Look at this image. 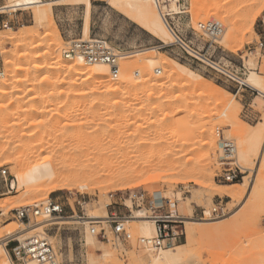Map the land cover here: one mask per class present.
<instances>
[{"label":"rangeland","instance_id":"obj_1","mask_svg":"<svg viewBox=\"0 0 264 264\" xmlns=\"http://www.w3.org/2000/svg\"><path fill=\"white\" fill-rule=\"evenodd\" d=\"M164 1L163 6H169L170 10L166 12L171 14L168 22L171 23L180 37L193 51L205 56L210 62L219 64L227 68V70L237 73L238 76H241V68L245 65L249 71L254 70L264 77V56L257 48L258 44L264 40V0L263 2L262 0H259V2L257 0L256 3L254 0H233V2L228 4L227 9L228 7L230 10L233 9V11L231 10L233 22H237L236 24L239 23L240 25H237L239 27L236 31H239L241 36L233 37L227 43L218 42L211 49H209L207 39L200 36L198 25L199 23L214 19L215 16L205 17L206 14L204 13L199 19L196 15L197 9L195 11V8L198 6L199 8H205L207 6L204 5L205 1L179 0L182 14L172 13L170 8L171 3L166 2L169 0ZM251 1L253 2L252 4ZM0 2L3 3L0 6L8 4L7 0H0ZM91 2L93 8L90 20V36L86 39L83 35L86 19L84 7L73 5H54L52 7L53 18L62 41L61 56L65 62H74L65 59L63 53L66 50L68 42L76 39L103 38L116 49L118 55H130L132 57L131 62L133 63L135 57L138 59L137 56H134L135 53L148 51L146 53L150 55L152 49H158L164 45L160 40L142 29L137 22H134L135 20L133 21L132 18L113 9L110 6L111 0H91ZM201 2L204 3L203 5L201 4L202 6L200 5ZM197 4L198 6H196ZM22 14V16H20L21 12L14 14V18L20 17L24 19V22L20 25L13 26L11 30L0 28V47L2 52L0 66L5 72L4 78L0 79V82L8 77V70L12 69L11 63H14L11 54H15L16 52V49L9 42L5 43L6 41L3 40L6 35L10 31L20 33L27 27L32 28L31 31L36 35L42 34L44 30L36 25L33 10H25ZM257 14L254 32L242 36L241 33L244 31V26H242V20L240 21L239 19L244 16L249 17V15V18H251ZM8 17L7 19L13 20V16ZM206 18L209 20H206ZM216 18L215 20L220 19L219 21L223 19L222 23L226 20L220 17H218L219 19ZM226 22L228 21L226 20L223 24L229 35V31L231 30L227 29L229 22L227 24ZM50 39H55V36ZM169 45L165 49H158L160 55H163H161V58L165 56L168 59L176 61L184 68L194 71L196 74L203 76L214 85L230 93L235 99V106L239 108V121L251 127H256L262 121L264 116V98L258 92L246 89L214 71L208 66L210 65L208 62L201 61L199 57V59L194 58L195 54L193 52L188 51L189 53H187L179 44L174 43ZM48 48L49 46L45 45L33 52L41 50L45 53V51L48 52ZM181 57L194 62L189 63ZM119 63L121 75V72L124 71L121 59ZM97 65L101 66V64ZM131 69L130 73L135 76L136 65H132ZM160 72L162 73L158 74V72H154V76L163 82L166 72L164 69H160ZM40 74L32 76L27 82L25 81L24 73L16 74L12 72L11 94L9 93V96L7 95L0 99V171H7L9 186L15 180L12 172L14 164H7L3 161L4 155H2L1 150L5 146L9 147L11 156L17 155L18 157L20 155V159L35 154L34 156L36 157L37 155V158H45L48 155H57L58 158L61 156V158L65 157L68 160H70L69 158L71 160L80 158L83 160L92 158L102 160L131 158L133 161L152 160L156 163L171 161L175 162L174 164L176 165L188 163L191 160L188 163L190 164L195 162V158L197 159L199 154V151L197 154V148H200L201 140L198 132L186 133L181 137L183 139L170 138V136H167V138L166 136L157 135L152 128L147 127L146 119L151 114V110L148 111V108L146 110V107L141 104L143 102L146 103L148 98L144 96L142 97L143 99L139 97L138 99L135 96L137 95L136 92H140L142 88L145 89L148 85L147 77L141 75L135 76L134 83L137 86L133 90L137 88L138 91L131 90L132 95L131 93L127 95V92L106 95L93 92L96 86L93 81L84 82V85L78 82L79 84L78 86L75 85L77 86L75 89V86L72 84L73 81H76L74 79L73 81L67 80L66 84L60 83L64 79V74L62 73L56 74L52 80L53 82L46 81L44 83L40 81L46 74ZM108 74V78L113 83L120 82L121 76L118 80H114L110 75V71H108ZM54 81L56 82V86ZM68 81L69 84L72 82V85L70 84L69 87L66 86ZM174 81L177 85H182L183 83V80L178 78H174ZM34 82L37 83V86L35 85L33 92L30 94L28 92L29 88H31L30 83L32 85L35 84ZM59 84L62 85L60 86ZM61 88L62 90L65 89V94L62 97L58 96V91ZM77 88L83 92H79ZM72 89L76 95L71 93ZM161 92L163 93L162 89H155V93H157L154 96L155 101L161 98ZM51 93L52 95L54 94L52 97ZM33 97H35V101L31 100ZM205 97H200L197 103L198 106L196 105L197 112L202 113L203 118H201V121L197 125L201 126L202 123L210 122L212 119L211 122L215 121L213 137L216 141V149L212 159L216 155L217 159L215 160L216 162L213 160L215 163L212 162L210 175H213L214 182L218 185L220 191H225L224 187L227 189V187L235 184L249 181V186H253V189L251 188L249 194H245L241 202H237L234 198L227 196L215 195L210 190H207L205 186H199L194 183L187 172L176 174L175 172L166 170L169 167L168 165L165 168L157 166L147 169L141 177V179H156L155 181L151 180L148 184H142L137 188L128 190L117 191L116 189L112 190L111 188L109 190L108 188L105 192L101 191L100 193V191H97L95 194H82L76 190L72 192L60 191L51 193L49 197L32 200L31 197L25 195V190L14 188L11 193L0 198V207L6 206L7 208L3 210L0 208V239H5L25 228L16 218L15 211L26 206L46 204L59 198V202L64 203L67 208L71 206L77 210V204L81 203L80 209L77 210L75 216L85 217L90 212L98 211L99 205L106 202L110 203L108 206L110 218L112 213L119 216V221L126 234H128V238L122 243L116 242L110 222L108 224L93 226L97 234L101 232L106 233V238L95 234L96 238H98V244L87 243V233L84 225L72 224L70 222L52 225L45 228V232L48 236L57 238L56 242H51V244L58 254L59 261L61 264H147V261H145L146 253L144 248L139 244V239L141 238L140 233H138L139 223L133 221L124 222L128 219L131 220L135 214L134 211L155 208L162 209V213L176 211L181 216L199 220L203 219L202 210H209L213 207V204L223 201L227 207L226 215L214 219L207 218L214 222L220 221L219 223L221 224L203 225V227L208 226L209 228L216 226L215 228H210L209 234L206 227V230H204L206 233L202 232L205 235L201 234V236L198 235L197 238L189 240L187 225L185 224L186 239L182 244L188 245L189 243V248L187 247L189 252L187 254V262L191 264H264V160L262 163L253 158L248 163L238 159L239 164L247 170L243 182L221 184L216 181L217 173L222 168L218 160L219 148L216 131L220 129L226 138L236 140L237 146H239L238 150H240L241 138L240 134L236 132H239L237 127L241 126H238L237 122H234V125L231 124V126L230 124L220 123L222 122V118L219 119L220 115L218 112L221 108L218 109L217 107L216 109V103L212 100L208 102L210 99L207 96ZM201 98L203 99L201 100ZM141 106L144 107V111L142 110V112H140ZM42 108L45 110L43 114L38 112ZM142 113L145 116H142ZM203 114H206L207 117L205 115L203 117ZM151 116L153 115L151 114ZM184 117L183 119L187 120V115ZM184 120L179 124V127L185 128L188 125V122ZM139 127H143L142 132H140L141 134L136 132ZM12 151L16 153L14 152L13 154ZM50 152L53 153L50 154ZM24 154L26 157H24ZM158 177H160V180H157ZM207 178H204L205 184L209 183V178ZM0 187L5 188V183L1 182V180ZM142 196H144V199L138 203L141 205L138 207L137 203L132 199L135 197L141 198ZM169 198L176 201L175 209L168 204L167 199ZM127 200L133 201L132 209H128L126 206ZM5 210L6 212H4ZM235 213L236 215L232 217L231 215ZM68 215H71V213H68ZM41 220L43 221L45 218L40 217L37 219V222ZM13 247L14 244L8 241L6 246L8 253H11Z\"/></svg>","mask_w":264,"mask_h":264},{"label":"bare ground","instance_id":"obj_2","mask_svg":"<svg viewBox=\"0 0 264 264\" xmlns=\"http://www.w3.org/2000/svg\"><path fill=\"white\" fill-rule=\"evenodd\" d=\"M7 1L8 4L3 8L2 11L15 12L18 10H33L36 25L44 30L42 31V34H38V35H36L31 31L32 28L30 29L28 27L23 29L24 31L21 30L22 32L20 33H14L13 31L10 32L8 31L9 32V33L7 32L8 34L6 33L7 35L3 40L6 41L5 43L9 42L16 49V52L15 54H11V58H13L14 63H11L12 69L8 70L9 72L8 77L0 82V99L4 96L6 97L9 93L11 94L10 86H11L12 72L16 74L24 73V77L26 79L24 80L27 82L32 76H36L40 73L42 74L44 73L46 74V76H44L43 79L40 81L42 83L46 81L53 82L52 80L55 78V75L62 73L64 74L63 75L64 79L60 83L66 84L67 80L70 79L71 81H73L74 79L76 81H73V83L70 82V84L72 83L73 86L75 85L78 86L79 83L83 84L84 82L93 81L94 84L96 85L93 89V92L97 94L99 93L106 95L118 94L120 92H127L128 93L127 95H129L130 93L132 95L131 90H133V88L137 86L136 83H134V78H136L135 76L141 75L147 77L146 80H148V85L145 87V89L142 88L140 92L138 91L137 88L134 90L138 91L136 92L138 96L135 95L137 98L138 97L142 98L144 96L148 98L147 101L145 100L146 103L143 102L144 103L143 104L141 102L142 103L141 105H144V107H146L145 108L146 110L147 108L148 111L151 110L150 113L153 115L151 116V114L148 113L149 117L146 119L147 127L152 128L157 135L162 137L170 136V138L171 137L181 138L186 133L191 134L192 132L193 133L198 132L201 138L200 148H197L198 150L196 149L197 154L198 151L199 154L197 159L196 158L194 159L195 162L188 164L191 161L189 160L188 163L178 164V165L174 164L175 162L173 163L171 161L167 163L163 161L156 163L153 162L152 160L133 161L131 160V158L129 159L111 158L107 160L106 159L102 160L98 158L97 159L84 158L85 160L81 158L75 160L73 158L74 160H71V158H69L70 160H68L65 157L61 158V156L58 158L57 155L56 156L48 155L45 158L44 157L37 158L38 156L36 155L35 157L34 156L35 154L31 155L30 157L28 156L27 158L20 159L19 157L20 155H18V157L17 155L11 156L12 154H10L9 152V147L5 146L1 150L2 155H4L3 161H5L7 164H14V170L12 171L15 178V180L12 182L13 188H16L18 190H25V195L31 197L32 200L41 197H49L51 193H56L60 191L72 192L76 190L82 194L83 193L95 194V192L97 191H100V193L101 191L105 192V190H108V188L109 190L112 188V190L116 189L117 191L128 190V189L137 188L142 184H148L151 182V180L154 181L156 180L150 178L141 179L142 174L147 169L157 166L165 168L168 165L169 167H167L166 170L170 172H175L176 174L187 172L194 183L198 184L199 186L201 185H203V187L205 186L207 190H210V192H213L215 195L227 196L230 198H234V200H237V202H241L245 194L250 193V190L253 186L251 185L249 186V181H245L244 183L241 184H235L231 187H227V189L224 187L225 191H220L218 189L219 187L214 182L213 175H210L211 166L213 163L216 162L215 160L217 159L216 158L217 155L214 156L215 157L214 159H212L213 155H215V149H216V143H215L216 141L215 138L213 137L215 121L211 122L213 120L212 119L210 122H205L202 123L201 126H198L197 124L198 122L201 121L202 113L200 114L199 112H197V106H198L197 103L200 97L203 96L204 98L205 96H207L210 99L208 100V102H211L212 100L213 102L216 103L215 104L216 109L217 107L218 109L221 108V110L218 112L220 115L219 119L222 118V122L220 123L226 125L230 124L231 126V124L234 125V122H237L238 126H241V127H237L239 132H236L237 130L234 131L236 133H239L241 138L240 150H238V159L248 163L253 158L257 159L259 162H262L264 160V116L262 121L256 127L248 126L244 122L239 121L238 119L239 108L235 106L234 104L235 99L230 93L214 85L213 83L205 79L203 76L196 74L194 71L184 68L176 61L168 59L165 56L161 58L162 54L160 55L158 49H152L150 51L151 53L150 55L146 53L148 51L135 53L134 56H137L138 59H136L135 57L134 63L131 62L132 57L130 55L119 54L120 59L123 62L122 66H124L123 67L124 71L121 72L120 82L118 83H113L108 78L109 76L108 71H110V66L108 64H101V66L97 64L91 65L86 63L82 58L76 59L74 60V62L71 61L72 63L65 62L61 56L62 41L58 33V28L53 18L52 7L54 5L57 6L73 5V6L84 7L86 19L83 29L84 30L83 35L85 36L86 39L89 38L90 36V20H91L92 8H93L91 0H55V1L7 0ZM204 1L205 4L201 2L200 5L201 4L202 5L204 4L205 6L207 5L206 7L204 6L205 8L202 7L199 8L198 4L196 5L198 7L195 8L194 5L195 11L197 9L196 15L198 16L199 19L205 13L206 14L205 17L215 16L217 17L216 19H219L218 17H220L221 19L224 18L229 22V23L226 22V24L228 23L227 29L231 30L229 31L230 34L228 35L227 33L228 31L225 29L226 33H224V35L218 40L219 43L220 42L227 43L231 39H233V37L235 38L238 35H240L239 31L238 32L236 31L240 26L239 23L236 24L237 22H233L232 20L233 9H231L232 11L229 9V7H228L229 10L227 9L228 4L233 2V0H204ZM254 1L256 3L257 0ZM166 2L171 3L170 8L172 13L174 14L183 13L179 5V0H169ZM213 2H217V3L214 4ZM153 3L155 4V6ZM163 3H165V1H163ZM252 3L253 2L251 1V4ZM110 6L113 9L117 10L118 12L126 15L127 17L132 18L133 21L135 20L134 22H137V24L142 29H144L149 34L160 40L163 44L169 45V44L177 43L178 40L176 36L172 32L169 23L166 22L162 14L164 12L166 13V11H170L169 6L166 5L162 6L161 9L159 8L156 0H111ZM258 14L254 15L251 18H249L250 17L249 15V17L244 16L243 18L241 17V19H239L240 21L242 20L243 23L242 26H244L243 29L244 31L243 33H241L242 36L254 32V24L257 20ZM206 20L209 19L206 18ZM225 21L223 23H225ZM237 25L239 26L237 27ZM53 36H55V39H50ZM185 44L188 45L186 42ZM45 45L49 46L48 52L45 51L44 53V51L42 52L41 50H38L35 53L33 52L34 50L40 49ZM190 52H193L196 55L195 51H193L192 49L190 50ZM197 56L201 60L208 62L209 64H212L210 61L205 59L206 57L202 55H197ZM132 65H136L137 70L134 71L135 76H133V74L130 73V71L132 70L131 69ZM160 69H164L166 72L165 80H163V82L159 81L154 76V72H158L159 74ZM174 78L182 79L183 80V83L181 82L182 85L180 84L177 85L176 83H174L175 82ZM245 81L253 88V90L258 92L260 96L264 98V77H262L258 72L251 70L249 71V74L245 78ZM36 84L37 83L31 85L30 83L31 88H29L28 90L30 94L31 92H33ZM70 84L68 81V84L66 86L69 87ZM55 86H56V82H55ZM77 86H75V89ZM81 89L84 90L83 88ZM155 89H162L163 91V93L161 92L162 94L160 95L161 98L157 101H155L156 99H154L155 98L154 96L157 94L155 93ZM77 90L79 91L78 88ZM79 92H83V91L80 90ZM71 93H74L73 89ZM64 94H65V89L62 90L61 88V90L58 91V96L62 97ZM53 95L51 93V97ZM203 98H201V100ZM31 100L35 101V97H33ZM128 103L130 104V102ZM141 107H142L140 108L141 111L139 110L140 112H142V110L144 111L143 109L144 107L143 106ZM38 112L43 114L45 113V110H43L42 108V110H38ZM206 114H203V117L204 115L206 116ZM185 115H187L186 117L187 120L183 119L185 118L184 117ZM142 116H145V114H143ZM183 120L188 122V125L185 126V128H182L181 126L179 127V124L182 123ZM126 121L128 122V120ZM142 129L143 127L142 128L139 127L136 132L141 134L140 132H142ZM12 152L14 154L15 151ZM51 153L53 152H50V154ZM24 157H26L25 154ZM158 178L157 180H160V177ZM204 178H207L209 180L208 181L209 183L205 184L206 181L204 180ZM109 205L110 203H106V202L102 203L99 205L98 211L90 212L85 217H80L79 215H76L68 219H45L39 222L36 221V223L31 224L30 226H26L23 230L17 232L14 235H11L5 239H0V264H14L6 249L8 241L9 242L11 240L23 241L30 236L38 235L47 238L48 240H50V242H56L57 240L56 237L48 236L45 232L46 231L45 228L52 225L66 224L69 222L72 224L76 223L79 225L80 224L84 225L87 233V237H86L87 243L98 244L99 243L97 240L98 238H96L95 234L92 233V230L94 228L93 226L100 224H108L110 222L109 220L110 216L108 213ZM126 206L128 207V209L130 208L132 209L133 202L131 200H127ZM0 208L1 210H3L6 208V206H2ZM4 212H6V210ZM134 212L135 214L133 215L131 220L124 219L125 220L124 222L126 223L129 221L138 222L139 223L138 233H140L141 238L154 237L156 235V227L154 220L146 213L145 210L134 211ZM236 213L231 216L233 217L234 215H236ZM183 219L187 225L189 240L191 239L193 240L197 238L198 235L201 236L202 232L206 230V227L208 229V234L211 227L213 228L216 227V226H211L209 228L208 226L203 227V225H212L220 222V221L214 222L209 219L195 220L192 219V217H183ZM204 233H206V231ZM188 245L179 244L174 248L164 249L160 251H154L151 249L144 248V251L146 253L145 261H147V264H191L187 262V254L189 253L187 249Z\"/></svg>","mask_w":264,"mask_h":264},{"label":"built area","instance_id":"obj_3","mask_svg":"<svg viewBox=\"0 0 264 264\" xmlns=\"http://www.w3.org/2000/svg\"><path fill=\"white\" fill-rule=\"evenodd\" d=\"M164 0H156L159 8L162 9ZM5 6H0V28L3 29H12L13 26L20 25L24 21L14 18V14L25 12V10H18L15 12L2 11ZM166 22L169 23L170 28L174 35L177 38V44H179L187 53L191 50L189 45L185 44V41L180 37L178 32L173 28L169 21L171 16L166 12L162 13ZM8 16H13V20L7 19ZM198 32L201 37L207 39L209 49L213 48L218 44V40L225 33V26L219 20H209L207 22L199 23ZM170 45H162L158 49H165ZM258 50L261 51L264 56V40L261 41L258 46ZM196 55H201L195 52ZM194 55L193 57L199 59L198 56ZM65 59L74 61L76 59L82 58L86 63L94 64H108L110 66V75L112 79L118 80L120 77V56L117 54L116 49L105 39L103 38H90L88 40L76 39L68 42L66 50L63 53ZM205 57V56H204ZM189 63L190 61L185 57H181ZM2 59V52L0 47V62ZM207 59V58H205ZM201 60V59H200ZM208 60V59H207ZM203 61V60H201ZM209 61V60H208ZM205 62V61H203ZM212 63V62H211ZM208 65L214 71L222 74L228 79L233 80L238 83L240 86L253 90V88L247 84L244 77H247L249 69L247 66L243 65L241 68V76H238L237 73L227 70V68L222 67L218 64ZM216 65V66H215ZM161 74V72H159ZM5 72L0 66V79L4 78ZM255 91V90H253ZM216 136L218 138V148H219V163L221 165L220 171H218L216 176V181L221 184L225 183H240L245 179L247 170L243 168L238 162V146L237 142L234 139L226 138L223 134V131L218 129L216 131ZM0 180L5 183V188L0 187V198L11 193L14 189L12 184L8 185V174L7 171H0ZM144 196L141 198L135 197L132 200L137 203V206L140 201H143ZM168 204L172 208H176V201L172 199H167ZM133 202V201H132ZM81 203L77 205L80 207ZM71 208V206H70ZM162 209L150 208V210H145L146 213L155 222L156 235L152 238L142 237L139 239V244L142 248L151 249L154 251H160L164 249L174 248L175 246L182 244L186 239V226L183 219L184 216L177 214V212L162 213ZM227 207L223 201H220L217 204H213V207L209 210H202V218L210 219L223 217L226 215ZM75 211L71 215H68L67 208L63 205L62 202L50 201L46 204H38L34 206H26L24 208L18 209L15 211L16 218L26 227L31 224L36 223L37 219L43 217L45 219H68L75 216ZM110 224L112 227V232L116 239V242L122 243L128 234L123 229L121 222L119 221V216L111 214ZM93 234H97L96 229L93 228ZM106 238V233H99L97 236ZM11 244H14V247L9 253L14 264H61L59 261L58 254L51 244L50 240L47 238L34 235L26 238L23 241H10ZM129 264V263H127Z\"/></svg>","mask_w":264,"mask_h":264},{"label":"crops","instance_id":"obj_4","mask_svg":"<svg viewBox=\"0 0 264 264\" xmlns=\"http://www.w3.org/2000/svg\"><path fill=\"white\" fill-rule=\"evenodd\" d=\"M3 3L2 2H0V5H2ZM23 14H21L20 16H22ZM17 19L18 20H22V21H24V19L23 18H20V17H17ZM56 201H58L59 202V198H57L56 199ZM63 205H65L64 203H63ZM67 208V207H66ZM68 209V211H67V213H71L72 214V212H77V210H79L80 208H79V206L77 205V210L76 209H73L72 207L71 208H67ZM108 213H109V211H108Z\"/></svg>","mask_w":264,"mask_h":264}]
</instances>
